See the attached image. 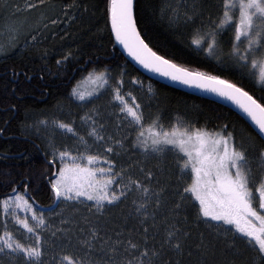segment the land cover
Segmentation results:
<instances>
[{
  "label": "snow or ice",
  "instance_id": "obj_1",
  "mask_svg": "<svg viewBox=\"0 0 264 264\" xmlns=\"http://www.w3.org/2000/svg\"><path fill=\"white\" fill-rule=\"evenodd\" d=\"M55 7L48 5L47 0L14 5L17 13L40 12L39 23L22 38L19 29L9 27V32L15 35L8 43L0 44V55H7L11 49L38 47L46 39L49 24L65 23L61 16L76 19L81 5L75 0H65L59 6V15H45L43 8ZM137 7V0H107L106 16L110 18L115 41L143 68L233 102L255 127L259 143L244 134L237 138L235 129L227 123L208 130L177 117L175 123L165 128L158 107L160 101L151 86L144 102H138L131 92L126 98L116 87L112 90L117 102L114 107L118 109L115 128H110L107 120L97 119L98 114L86 116L83 119L90 121L86 135L91 143L85 136H78L85 151L76 149L74 155L69 148L61 150L50 143L52 160L47 183L54 196V206L49 205L50 215L59 216V224L65 225L75 221L74 214L81 211L80 206L88 213L95 209V214L102 216L110 208L130 201L133 205L130 215L138 217L141 225L140 239H134L135 229H106L101 234L96 222L87 215L80 219L89 227H79L77 234L69 235L72 229L55 227L39 210L35 197L25 194L28 185L24 184V192L13 187L11 195L0 199L5 217L0 233V264H184L185 249L192 243V223L197 227L203 224L214 230L217 237H224L233 257L224 264H264V97L257 99L228 79L192 71L159 54L141 36ZM203 7L198 0H166L159 11L161 18L172 24L179 25L182 21L184 25L195 26ZM222 9L216 23L194 28L196 32L207 28L203 32L207 40L204 50L209 56L220 58L222 47L217 36L225 35L226 26L230 25L233 36L229 41L227 69L246 73L264 91V0H222ZM234 12L238 13L237 22L230 24ZM193 43L200 46L201 40ZM71 55L68 53L62 60ZM110 71L107 67L94 68L88 76L106 84L111 79ZM133 83L143 87V82L135 78ZM117 84L122 85L123 80ZM71 97L85 100L75 88ZM40 123L46 125L47 121ZM58 127L78 135L71 124L58 122ZM4 131L0 128V134ZM93 147L95 152H90ZM170 153H174L175 180L169 179L165 163ZM121 154L128 159L118 161L116 157ZM132 155L143 160L131 161ZM185 170L190 182L181 183ZM167 199L172 201L170 206ZM188 204L194 212L191 222ZM161 209L163 214L158 223ZM69 210L72 215H64ZM9 216L26 231L27 242L8 229ZM160 224L164 235L157 247L152 242L160 235ZM109 231L113 234L109 235ZM58 232L59 245L45 236L48 233L56 237ZM198 237L195 247L203 254L209 246L205 245L204 232H199ZM237 241L244 247L238 248ZM168 252L174 253L176 259L167 256ZM97 253L102 256L98 258ZM188 255H192L190 250Z\"/></svg>",
  "mask_w": 264,
  "mask_h": 264
},
{
  "label": "trees",
  "instance_id": "obj_2",
  "mask_svg": "<svg viewBox=\"0 0 264 264\" xmlns=\"http://www.w3.org/2000/svg\"><path fill=\"white\" fill-rule=\"evenodd\" d=\"M64 2L65 0H47V3L57 6L54 14L59 13V6ZM75 3L81 5L79 12L76 13V19L61 16L65 23H61L62 25L46 35V39L38 47L16 49L0 59V128L5 129L4 133L0 134V199L11 195L13 187L24 192V184H27L28 189L25 194L35 197L37 204L47 209H50L49 205L54 206V196L47 183L52 156L46 148L47 136L44 137L38 127L40 121L55 116L54 112L60 107L78 113L82 107L95 104L77 103V109H74L73 104L76 102L75 98L71 97L72 90L94 68L97 70L109 68L111 81L122 79L123 82L129 83L135 78L150 84L153 93L160 101L158 107L163 113L162 123L165 128L175 123L177 117L181 121L191 122L208 130L227 123L235 129L237 138L244 134L259 143L256 132L231 109L158 83L136 69L124 57L115 42L110 18L106 16L107 0H75ZM137 3L138 29L149 46L159 54L192 71L208 72L228 79L244 87L257 99L264 97L261 86L246 73L227 69V52L229 41L233 36L231 27H226L228 30L225 35L217 36V41L222 47V55L218 59L209 56L204 50L206 41L200 46L193 43L196 39L202 40L203 32L207 30L205 27L200 32H196L194 28H200L201 25L208 26L221 17L222 0H198V3L203 4L204 7L196 18L195 26L191 23L184 25L183 22L179 25L172 24L167 19L161 18L159 9L164 6V0H137ZM68 53L72 55L66 61L62 60V57ZM58 60L62 62L58 64ZM137 95L139 102H144L147 96L145 94L142 97L139 92ZM173 156L174 153H170L165 162L169 169L170 180H175L177 175ZM127 159L125 155L118 157V161ZM130 159L142 161L143 157L132 155ZM133 170L136 172L135 169ZM188 182L190 178L185 170L181 183ZM171 202V199L166 200L169 206ZM187 207L191 222L194 212L191 204ZM80 208L81 211L74 214L75 221L72 223L59 224V216H52L50 222L55 227L72 229L68 234L75 235L79 227L85 229L89 227L80 219V216L87 215L96 222L101 234L106 229H135L132 235L134 239H140L138 233L141 225L138 217L130 215L133 212L130 201L110 208L107 214L102 216L96 215L95 209L92 213H88L84 206ZM42 212L50 215V210ZM162 214L163 209L158 214V223ZM64 215L68 216L72 213L69 210ZM191 231L192 243L185 249L182 257L184 264H203L204 261L208 264H224L225 261L233 258L225 246L223 236L217 237L216 232L203 224L197 227L192 223ZM199 232H204L205 245L209 246V250L203 254L195 247L199 242ZM108 234L113 233L109 231ZM60 235L58 232L56 237H51L45 233V236L57 245L61 243ZM163 235V225L160 224V235L152 243L159 247V240ZM237 247L241 248L244 245L237 241ZM59 250V247L55 249L56 252ZM189 250L192 252L191 256L188 255ZM166 255L173 260L176 259L174 253L168 252ZM101 256V253H97L98 258Z\"/></svg>",
  "mask_w": 264,
  "mask_h": 264
},
{
  "label": "rangeland",
  "instance_id": "obj_3",
  "mask_svg": "<svg viewBox=\"0 0 264 264\" xmlns=\"http://www.w3.org/2000/svg\"><path fill=\"white\" fill-rule=\"evenodd\" d=\"M30 2H34V0H0V44L8 43L12 36L15 35L14 33L9 32V27L19 29L22 38L23 34L30 32L33 27H36L38 25L40 12L31 10V12L21 11L17 13L16 9L14 8V5H24ZM165 2L166 0H164V4ZM168 2H170V0H168ZM47 4L51 5L49 3ZM56 8L57 6L55 7V9L43 8V11L47 16L59 15V13L54 14ZM232 15L234 16V19L232 22H230V24H234L237 22L236 17L238 16V13L234 12L232 13ZM214 23H216V20L212 24ZM60 25L62 24H49L48 29L45 30V36L48 35L51 31L57 29V27ZM226 27H230V25ZM205 41L207 42L205 38H202L201 43H205ZM25 48L29 47H22L19 49ZM15 50L16 49L9 50L7 55ZM5 56L6 55H0V59ZM149 86L151 85L143 83V87H141L140 84L133 83V81L129 83L123 82L122 85H118L117 81L113 80H108L105 84L102 81L97 80L95 77H92L90 79L89 76H87L85 79L81 80L75 87L78 93L84 95L85 100L78 101L75 99L76 103L73 104V108L77 109V103H84L87 105L91 103L95 104L88 107H82L81 111H79L78 113L75 111H70L67 108L60 107V109L54 112L55 116L51 117L50 119L43 120L47 121V124L45 125L40 123L38 129L44 134V137L47 136L45 137L47 150L49 151V153H51L52 149L49 146L51 143L55 144V146L61 150H63L65 147L69 148L73 151L74 155L77 154L76 149H79L81 152L85 151V146L78 142V136H85V139L89 140V143H91V138L86 135L87 131L89 130L90 121L83 118L86 116H96V114H98V116H96L97 119L107 120L109 127L115 128V124L118 123V121L115 120V116L118 114V109L114 107L117 102L113 99L112 90L116 87H120L122 95H125V97L128 98L126 94L131 92L139 102V96L137 95V92H139L143 97L145 94H147V89ZM58 122L71 124L72 128L75 130V133L78 135H74L72 132H68L67 129L58 127ZM89 151L95 152V148L93 147ZM121 156H124V154H121ZM118 157H116L117 160ZM9 211L11 212L12 209L10 208ZM17 211L19 212V210ZM19 214L23 216L22 212H19ZM45 216L49 221H51L52 216ZM4 220L5 217L3 215V208L2 206H0V233L3 232L2 225ZM7 220L8 229L12 230L14 234L17 235L22 241L27 242L28 234L23 229V227L21 225H18L15 222L14 218L11 216L7 217Z\"/></svg>",
  "mask_w": 264,
  "mask_h": 264
},
{
  "label": "water",
  "instance_id": "obj_4",
  "mask_svg": "<svg viewBox=\"0 0 264 264\" xmlns=\"http://www.w3.org/2000/svg\"><path fill=\"white\" fill-rule=\"evenodd\" d=\"M110 25H111V22H110ZM113 36H114V39H115V34L114 33H113ZM116 44H117L119 50L121 51V53L124 55V57L132 65H134V67L136 69H138L141 73H143L145 76L149 77L150 79H152V80H154V81H156L158 83L164 84V85L169 86V87H173V88L178 89V90H182V91L188 92V93L193 94V95H195L197 97H200V98H203V99H207V100L213 101V102L218 103V104H220V105H222V106H224V107H226L228 109H231L232 111H234L235 113H237L242 119H244V121L247 124H249L250 127L257 134V131H256L255 127L251 124L249 118L233 102H231L229 100H225V99L217 96L214 93H211V92H208V91H205V90L196 88V87L186 86V85H183L181 83L171 81L170 79L165 78V77H163V76H161V75H159L157 73L151 72V71L143 68L142 65H140L131 56H129L127 50L124 49V47L122 45H120L118 42H116ZM37 205H38L39 209L42 210V211L50 210V209L41 207L39 204H37Z\"/></svg>",
  "mask_w": 264,
  "mask_h": 264
}]
</instances>
